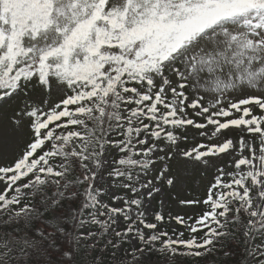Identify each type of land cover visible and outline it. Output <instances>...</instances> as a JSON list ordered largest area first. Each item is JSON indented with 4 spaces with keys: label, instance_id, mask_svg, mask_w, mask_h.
Returning a JSON list of instances; mask_svg holds the SVG:
<instances>
[{
    "label": "snow or ice",
    "instance_id": "1",
    "mask_svg": "<svg viewBox=\"0 0 264 264\" xmlns=\"http://www.w3.org/2000/svg\"><path fill=\"white\" fill-rule=\"evenodd\" d=\"M53 80L56 101L32 96ZM13 97L8 123L29 139L0 166V264H75L120 217L105 247L137 241L131 264H153L154 251L167 264L203 258L232 241L241 264H264V0H0V105ZM188 128L219 142L181 149ZM176 155L229 161L213 165L203 199H178L200 215L161 210L149 222L143 201L175 187ZM118 184L135 195L111 193Z\"/></svg>",
    "mask_w": 264,
    "mask_h": 264
},
{
    "label": "rangeland",
    "instance_id": "2",
    "mask_svg": "<svg viewBox=\"0 0 264 264\" xmlns=\"http://www.w3.org/2000/svg\"><path fill=\"white\" fill-rule=\"evenodd\" d=\"M34 97H44L51 101H56L60 95L57 84L53 80L52 81V91L50 93H45L42 88L36 86L34 91L31 93ZM200 95L205 96V103L211 99V94H206L203 90L200 91ZM251 95H260L259 91H252L249 93ZM231 98V97H229ZM19 97H13L11 100L7 102V104L0 105V113L4 114V119L0 121V166H8L11 165L21 154L23 151L26 142L29 139L28 131L26 128L23 130H15L13 124L8 123V117L11 116L13 109H15L19 103ZM183 131V130H180ZM187 141L180 142V148L184 149L185 147H190L194 142L195 143H208V142H219L215 138L209 141L204 137H200L197 131L193 128L187 129ZM234 138L239 137V133L235 130L227 133ZM117 153H113V158ZM162 155L163 153H158ZM247 154V153H245ZM229 161L228 156H223L220 159H210L209 164L205 165L203 161L201 162H192L191 160L185 159L181 155H176L167 163L170 166V176L176 181L175 187L169 186L166 183L163 185V191L161 194L155 195L152 199H145L143 201L144 207L141 208V211H147L149 214L147 219L149 222L153 221V213L156 211H163L165 214L171 213L175 215L177 213H187V215H200L203 209V205L195 206L192 208H181L178 207V199L184 198H195V199H203L206 195L207 189L210 183L213 181L216 175V168L213 165L219 166H227V162ZM163 167L159 162L156 163L155 169L159 170ZM156 170H150L149 174L145 177V179H153L155 175L158 174ZM229 171L232 170L231 167L228 168ZM108 169L105 170L104 175L107 174ZM105 186L111 181H105ZM155 183L160 186L159 181H155ZM5 185L0 183V191L3 190ZM55 189L52 190L54 192ZM51 192V193H52ZM51 193H47L51 195ZM111 193L115 194L118 197H126L132 198L135 194L131 193L128 189L122 188L119 184L111 189ZM255 195V193L253 194ZM104 203L107 204H121V200L113 201L110 195H105L102 197ZM161 201H163V207H161ZM5 217L4 220L8 219L6 214H0V218ZM126 226V221L123 217L118 219V223L113 225L112 230L108 233L112 235L113 240L116 239L114 232L122 230ZM163 230L171 231H183L186 229L184 226L176 225L175 222H168L163 225H160ZM146 232L148 230H145ZM2 235V233L0 234ZM136 245L139 247L140 245L135 240H129L128 243H124L119 247L115 256L122 262L123 264H131L133 257L131 254L132 246ZM217 250L219 249L218 246ZM215 256L218 255L217 251L212 252ZM139 257V253L136 254ZM150 258L153 261V264H167L168 257L167 255H163L159 253V251H154L150 254ZM143 257H140L141 264H143ZM176 264H186L182 258L176 257Z\"/></svg>",
    "mask_w": 264,
    "mask_h": 264
},
{
    "label": "trees",
    "instance_id": "3",
    "mask_svg": "<svg viewBox=\"0 0 264 264\" xmlns=\"http://www.w3.org/2000/svg\"><path fill=\"white\" fill-rule=\"evenodd\" d=\"M35 83V82H34ZM258 111V110H257ZM119 158V154L115 156V159ZM53 189L48 190V193H51ZM82 199V198H81ZM79 203V200H77V204ZM113 206H117V204H113ZM103 218V217H101ZM5 218H0V224L7 221L4 220ZM92 230L99 231V228L97 226H92ZM3 230L0 229V233ZM51 231V229H49ZM204 233L203 231L199 232L197 235L202 236ZM185 237H188V232L185 233ZM105 241H112L115 242L116 239L113 240L112 235L107 233V235L102 236V238L99 240L97 245L95 246L94 250H90L87 252L80 251L79 254L75 258V264H93V260H95V264H101V261H103V264H123L120 262V260L115 256V253L117 251H113L111 247H105ZM60 243H64L63 239H60ZM219 247L218 255L215 256L213 253H210L206 257L203 258H187L183 259V261L186 264H241L243 260V252H242V246L238 244L236 241L228 242V244L221 248L220 245H217ZM225 252H228L229 255L225 256ZM39 258V257H37ZM48 257H45L47 259ZM53 259H56V257H52Z\"/></svg>",
    "mask_w": 264,
    "mask_h": 264
}]
</instances>
